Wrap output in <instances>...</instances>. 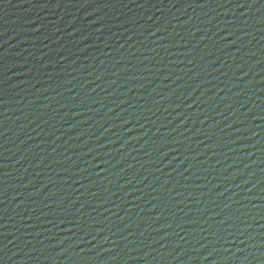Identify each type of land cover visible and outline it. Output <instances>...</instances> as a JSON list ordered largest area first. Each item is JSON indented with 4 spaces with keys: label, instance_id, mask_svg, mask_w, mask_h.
<instances>
[{
    "label": "water",
    "instance_id": "1",
    "mask_svg": "<svg viewBox=\"0 0 264 264\" xmlns=\"http://www.w3.org/2000/svg\"><path fill=\"white\" fill-rule=\"evenodd\" d=\"M0 264H264V0H52L0 64Z\"/></svg>",
    "mask_w": 264,
    "mask_h": 264
}]
</instances>
